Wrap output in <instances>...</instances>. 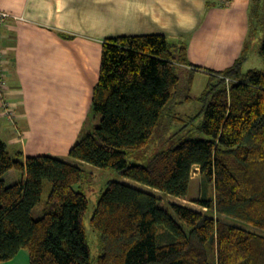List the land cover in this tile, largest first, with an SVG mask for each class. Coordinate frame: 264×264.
Segmentation results:
<instances>
[{
    "label": "trees",
    "instance_id": "16d2710c",
    "mask_svg": "<svg viewBox=\"0 0 264 264\" xmlns=\"http://www.w3.org/2000/svg\"><path fill=\"white\" fill-rule=\"evenodd\" d=\"M262 25L264 0H251L249 32ZM250 42L231 66L209 76L200 96L203 119L190 136L161 147L143 164L135 159L152 147L182 72H188L190 100L200 68L188 71L186 45L165 34L105 39L92 91L101 120L69 155L138 185L112 180L100 196L91 217L101 245L97 264H264V233L245 226L264 230V70L244 71ZM259 52L264 59V41ZM22 155L15 158L0 137V263L26 249L31 264H91L89 202L80 189L85 171L50 154L25 161ZM12 169L24 176L7 184L4 175ZM195 171L202 185L193 201L204 210L161 205L152 190L189 199ZM45 180L52 188L35 219Z\"/></svg>",
    "mask_w": 264,
    "mask_h": 264
},
{
    "label": "crops",
    "instance_id": "0c3cea01",
    "mask_svg": "<svg viewBox=\"0 0 264 264\" xmlns=\"http://www.w3.org/2000/svg\"><path fill=\"white\" fill-rule=\"evenodd\" d=\"M250 2L0 0V10L17 16L0 24V43L6 53L4 96L16 112L13 123L5 115L0 100V137L7 146L11 143L18 148L15 158H18L19 152H22L20 158L24 161L27 156H33L34 153L30 152L35 149L30 146L29 140L35 138L39 124L45 132L43 126L51 115L49 103L52 101L47 87L51 84L65 86L76 83V78H80V69L84 72L92 70L91 54L94 51L101 53L106 38L165 34L171 41L186 45L188 60L192 64L188 71L200 68L196 74L202 72L211 76L214 71L231 66L242 54L248 40ZM37 40L39 45L36 44ZM93 70V80L89 81L91 84H95L99 75L96 68L93 67ZM37 78L44 87L41 96H33L28 91L30 79ZM41 97L44 98L38 103ZM74 100L59 101L65 104L59 103L58 107L62 109L68 104L74 105ZM41 102L44 103L42 107ZM41 115L45 119L37 123L34 118ZM7 124L12 130L11 135L7 133ZM129 183L137 184L134 181ZM0 264L31 263L28 251L23 249L14 258Z\"/></svg>",
    "mask_w": 264,
    "mask_h": 264
},
{
    "label": "rangeland",
    "instance_id": "374dc122",
    "mask_svg": "<svg viewBox=\"0 0 264 264\" xmlns=\"http://www.w3.org/2000/svg\"><path fill=\"white\" fill-rule=\"evenodd\" d=\"M248 39L251 42L248 51V59L246 60L243 68L244 71H248L250 69L264 70V59L259 52L261 44L264 41V25L259 26L252 33L249 32ZM39 43L40 42L37 40L36 44L39 45ZM101 57L102 48L100 54H97L96 51L92 52V70H87L88 72H84L82 69H80V78H76V83L72 82L65 86L60 84H51L47 87L50 90L49 99L52 101L49 103L51 108V111L49 112H51V115L48 116V114H46L48 116L46 118L47 123L45 126H43L45 132L41 130L39 124L35 130V138L33 140H29L30 146H33V149H35L34 152H30L32 154L34 153L33 155L50 154L64 160L77 163L85 171V179L81 183L80 189L86 194L89 202V207L85 216V229L91 251V264H97V258L101 253L99 233L91 225V217L94 213L100 196L107 188L108 183L112 180L133 182L131 179L120 175L114 169H102L89 163H78L69 155V150L72 145L91 132L101 120V115L96 114L92 109V91L95 84H91L89 82L93 80L92 77H94L93 67L96 68L97 72H100ZM83 73H86V75H83ZM187 74V70L182 72L181 87L174 96V99L167 105L164 111L162 121L158 125L153 142L151 143L152 147L146 151V156L144 158H133L136 160V162L143 164L148 163L153 152H156L161 147L174 145L180 140L189 137L190 133L193 131L191 129L202 121L204 101L200 99V96L207 86L209 75L202 72H199L195 75L190 91L191 99L187 100L186 97L189 92L187 89ZM85 76L86 79H84ZM98 79L99 75L95 81L97 82ZM30 81L31 84L28 85L29 93L33 96L43 95L44 87L41 85L40 79H30ZM74 96H76V98ZM43 98L44 97L38 99V103ZM66 100H69V102L74 100L76 103L74 105L68 104V106H65L66 108L63 107L62 109L61 106L58 107L59 103L65 104L64 102L59 101ZM41 103L42 107L44 103ZM39 109L43 110L42 108ZM34 119L38 123V121H44L45 118L41 115L39 117L36 116ZM6 129L8 130L6 131L9 135L13 134L8 124L6 125ZM5 137L9 141L8 136L5 135ZM25 138L26 136H24V140ZM7 147L10 153L16 157V150L18 148L13 147L11 143ZM23 176L24 174L22 170L12 169L4 175V178L7 184H12L21 180ZM201 185L202 177L199 171H195L193 172V180L191 181L189 188V199L166 195L157 190L152 191L161 198V205L165 207H167L169 202H175L190 207L194 210L203 211L204 208L193 201V199L199 198L201 196ZM51 188L52 186L50 181L45 180L41 201L34 207L32 211V215L35 219H38L42 216ZM144 188L148 189L145 186ZM245 226H247L249 229L258 230L264 233V230L257 229L254 226Z\"/></svg>",
    "mask_w": 264,
    "mask_h": 264
},
{
    "label": "built area",
    "instance_id": "2783aa9c",
    "mask_svg": "<svg viewBox=\"0 0 264 264\" xmlns=\"http://www.w3.org/2000/svg\"><path fill=\"white\" fill-rule=\"evenodd\" d=\"M232 0H222L224 4H230ZM10 18H17L14 14L0 10V24H3L5 21ZM5 75H6V53L5 49L0 43V100L3 102L4 112L7 118L15 123L16 112L10 105V103L5 99ZM229 82V79L227 80Z\"/></svg>",
    "mask_w": 264,
    "mask_h": 264
}]
</instances>
